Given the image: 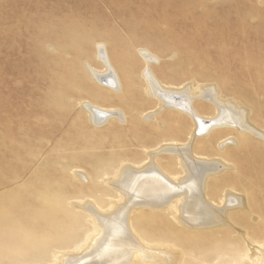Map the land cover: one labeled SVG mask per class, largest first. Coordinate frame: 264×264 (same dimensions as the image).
I'll return each instance as SVG.
<instances>
[{"label": "rangeland", "instance_id": "1", "mask_svg": "<svg viewBox=\"0 0 264 264\" xmlns=\"http://www.w3.org/2000/svg\"><path fill=\"white\" fill-rule=\"evenodd\" d=\"M97 44L120 92L110 90L112 79L101 82L90 73L92 67L107 73ZM144 50L155 58L147 69L161 86L191 94L211 87L218 100L241 108L246 122L264 132V0H0V264H47L53 252L61 264L84 255L90 246L69 248L88 229L76 207L92 203L109 213L105 204L115 195L93 180L114 174L119 159L139 161L151 148L190 136L193 123L186 116L177 121L181 111L140 101L146 93ZM104 86L109 94L99 101L94 91ZM88 101L125 117L97 126L81 105ZM249 136L250 145L236 138L223 149L209 137L191 144L193 152L220 161L231 153L232 182L215 186L214 177L205 183L213 205L222 204L228 189H239L246 201L245 209L225 212L227 224L188 228L196 236L186 237L169 219H157L161 211L132 215L130 222L148 240L168 232L196 263L206 254L229 258L246 251L256 264L258 251L264 264V141ZM159 161L176 178L183 175L179 164ZM247 194L255 195L253 201Z\"/></svg>", "mask_w": 264, "mask_h": 264}, {"label": "bare ground", "instance_id": "2", "mask_svg": "<svg viewBox=\"0 0 264 264\" xmlns=\"http://www.w3.org/2000/svg\"><path fill=\"white\" fill-rule=\"evenodd\" d=\"M198 6L195 7L198 8ZM163 8L165 7L163 6ZM95 50L96 55L105 63L103 70L107 73H103L104 76L100 75L98 74L99 70L93 67L90 68V73L98 81H108L106 78L112 79L109 75L112 74V68L106 65L107 59L102 45L97 44ZM141 53L146 67H143L140 77L145 81L146 93L140 101H144V103L147 100L155 101L154 106H160L168 110V113L176 110L181 111H176L180 113L177 121L183 122V116L189 117L193 123V130L188 132V135L190 134L189 138L186 137L177 145L173 146L170 143H166L158 146V148L147 150L145 158L139 161L131 160L130 162L124 158L119 159L114 174L103 172L93 180V184H96L100 183V179L109 189L114 191L115 195L108 197V202L105 204L107 205L106 208L112 209L109 213L104 214L98 211L92 203H87L86 205L83 203L81 204L82 206L78 205L76 207L86 217L88 229L80 240L69 248L79 250L85 244L87 245L86 247L90 246L91 248L84 255H74L62 259L61 264H250V261L252 262V259H250L251 253L246 251L241 252L237 256L229 255V258H226V256L221 257L217 252L206 254L203 262L196 263V261L189 258L192 255L190 250L185 245L179 246L180 244L176 243V239L171 238L168 232L163 231V234H159V232L152 240H148L141 235V231L137 229L136 225L130 222L132 215L133 218L139 219L144 213L149 214L150 212L161 211L163 215L157 217V219H165L166 221L169 219V226L186 237L196 236L188 235V228H211L217 224H227L228 220L224 217L225 212L232 209H245L246 201H244L242 196L238 195L240 194L238 192L239 189L236 191L228 189L224 191L220 200L222 204L213 205L208 200L205 183L208 179V181L213 180L214 177L216 180L214 182L215 186L224 187L232 182L235 173L232 172L233 170L227 171L229 167H232L227 162L229 161L227 158H231L229 156L231 153L228 151L226 153L227 157L220 155L219 157L222 160L220 161L215 158H207L202 152H193L191 144L193 146L195 142H198L197 139L209 137L218 144L220 149H223L227 143L235 144L236 138L250 145L249 135L255 136V134H257V138L264 141V132L256 131L254 127L252 128L246 122L241 108L239 109L238 106L234 107L235 105H228L229 102L226 103L224 101V103L218 100L219 98L214 92L216 90L213 88L208 87L191 94L188 88L185 90H174L173 88L161 86L155 80L151 70L147 69V63L151 64V62L155 61V58L148 51L144 50ZM112 80V82H109L110 90L116 91V93L120 92V80L118 77L117 81L114 78ZM107 89L108 87L94 91V98L101 100L102 96L109 94ZM96 103L88 101L81 104L88 113L92 123L100 126L107 123L110 119L123 121L122 115L124 114L122 111L113 107L106 108L101 106L100 103ZM211 107L216 111L214 116L209 117L207 111ZM167 115L170 117L169 114ZM148 116H150V113L149 115L146 114V117ZM183 125L185 124L183 123ZM226 129H228V133ZM189 142L190 145L188 144ZM214 152L219 154L216 149ZM161 157L168 165L179 164L180 172H183V175L176 178L178 173L170 172L169 168L159 161ZM222 172L229 175L218 178V175ZM212 190L215 192L214 189ZM249 190L253 192L251 187L247 189L248 193ZM208 193L211 196L213 195L210 192ZM81 198H78L79 201L83 200ZM254 198L255 195L249 196L247 194L246 200L250 202ZM166 208L171 211L172 217L165 214L164 209ZM38 213L41 214V211ZM219 233L215 231L214 234L219 235ZM208 237L206 236V238ZM142 242L153 243V245L145 246ZM255 252L254 259L256 264H262L263 258L257 255L260 252ZM52 254L51 256L54 259H50L47 264H57V260H55L57 258L55 254ZM34 262H30V264H37Z\"/></svg>", "mask_w": 264, "mask_h": 264}]
</instances>
